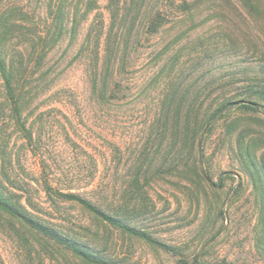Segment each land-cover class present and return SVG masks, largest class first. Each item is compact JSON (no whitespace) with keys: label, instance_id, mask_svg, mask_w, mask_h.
Segmentation results:
<instances>
[{"label":"rangeland","instance_id":"1","mask_svg":"<svg viewBox=\"0 0 264 264\" xmlns=\"http://www.w3.org/2000/svg\"><path fill=\"white\" fill-rule=\"evenodd\" d=\"M7 6L29 13L8 52L33 141L11 119L0 78V176L40 222L107 264H264V0H0ZM0 257L86 264L1 213Z\"/></svg>","mask_w":264,"mask_h":264},{"label":"trees","instance_id":"2","mask_svg":"<svg viewBox=\"0 0 264 264\" xmlns=\"http://www.w3.org/2000/svg\"><path fill=\"white\" fill-rule=\"evenodd\" d=\"M114 2V0H111ZM97 4V0H89V6ZM64 10L59 7L55 13L53 21V41L56 42L64 33ZM29 13L23 8L18 6H7L0 12V78L2 80V87L4 90L5 100L9 105L11 119L13 120L18 131L21 132L23 137L29 142L33 141V134L30 128L27 127V118L24 116L26 97L24 88L20 87V75L16 66L14 58L9 55L8 44L14 36L16 27L21 26L18 21L19 16H28ZM160 18V17H159ZM158 18V19H159ZM158 19H155L149 26L150 31H157L158 27L162 24ZM77 23L76 18L73 19V31L76 33ZM46 190L52 192V188L47 183ZM28 194L27 191H24ZM24 194V193H23ZM57 196L66 201L76 202L84 209L92 213L100 220L108 223L111 226L118 227L122 231L134 236L144 238V235L137 231L135 228L122 222L116 217L109 215L97 205L91 203L87 199L81 197L76 193H63L58 192ZM24 195L8 189L1 181L0 176V213L9 217L10 219L24 225L32 231L42 235L59 245H63L70 249L74 255L79 257L86 264H107L105 260L97 258L89 253L83 246L72 242L66 237L60 235L54 229L44 225L38 219L34 212L29 210L31 200L28 203L23 201ZM264 214V210H263ZM264 227V225H263ZM0 264H4L0 257Z\"/></svg>","mask_w":264,"mask_h":264}]
</instances>
